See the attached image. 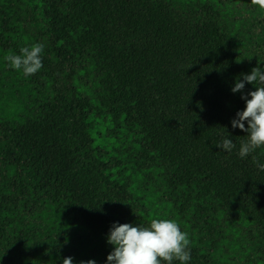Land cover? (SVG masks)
I'll return each instance as SVG.
<instances>
[{
  "label": "trees",
  "instance_id": "trees-1",
  "mask_svg": "<svg viewBox=\"0 0 264 264\" xmlns=\"http://www.w3.org/2000/svg\"><path fill=\"white\" fill-rule=\"evenodd\" d=\"M35 43L25 77L4 57ZM257 66L251 0H0V264H107L112 225L153 218L189 264H264V148L231 123Z\"/></svg>",
  "mask_w": 264,
  "mask_h": 264
},
{
  "label": "clouds",
  "instance_id": "clouds-1",
  "mask_svg": "<svg viewBox=\"0 0 264 264\" xmlns=\"http://www.w3.org/2000/svg\"><path fill=\"white\" fill-rule=\"evenodd\" d=\"M251 3L264 9V0H251ZM44 49L43 43H35L22 47L20 54L10 53L4 59L11 68L28 77L42 69ZM242 76L243 79L237 77L231 89L233 93L242 92L246 84L256 87L255 91L242 95L246 107L238 111L236 118L231 121L233 128L238 127L247 133L238 151V155L244 158L264 148V70L257 66L250 74L245 73ZM217 146L228 152L236 148L230 138H224ZM253 162L264 171V164L255 156ZM107 242L114 246V250L107 257V264H174L176 261L179 264H189L191 260L189 234L182 231L179 224L172 219L153 218L147 226L116 222L110 229ZM73 260V257H66L63 264H73ZM80 264H96V261H81Z\"/></svg>",
  "mask_w": 264,
  "mask_h": 264
}]
</instances>
